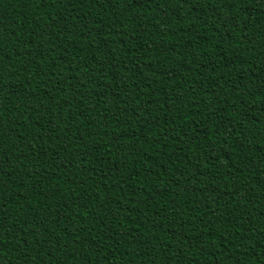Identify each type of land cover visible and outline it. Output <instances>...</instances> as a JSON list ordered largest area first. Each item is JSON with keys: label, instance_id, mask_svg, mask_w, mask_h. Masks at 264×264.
<instances>
[{"label": "trees", "instance_id": "trees-1", "mask_svg": "<svg viewBox=\"0 0 264 264\" xmlns=\"http://www.w3.org/2000/svg\"><path fill=\"white\" fill-rule=\"evenodd\" d=\"M0 264H264V0H0Z\"/></svg>", "mask_w": 264, "mask_h": 264}]
</instances>
